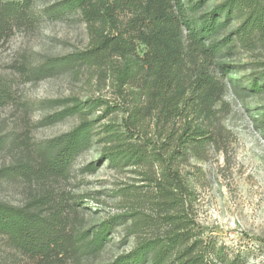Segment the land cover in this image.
Instances as JSON below:
<instances>
[{
	"label": "rangeland",
	"instance_id": "1",
	"mask_svg": "<svg viewBox=\"0 0 264 264\" xmlns=\"http://www.w3.org/2000/svg\"><path fill=\"white\" fill-rule=\"evenodd\" d=\"M13 1L26 0H0V6ZM62 1L32 0L29 15L15 20L0 35V89L8 92L6 103L0 106V204L22 208L37 200L47 202L62 215L65 231L77 240L75 247L84 233L91 235L102 224L120 217L102 252H69L63 263L111 264L140 242L163 239L171 232L169 212L156 199L163 169L153 161L118 167L105 160L96 171L91 170L90 165L98 164L104 155L106 145L101 139L106 127L128 133L127 110L137 103L147 106L148 99L144 96L137 101L139 83L121 87L111 64L65 68L47 76L34 73L49 59L90 49L92 25L82 12L63 10ZM221 1L211 0L206 11ZM135 15L129 10L118 12L122 34L134 35ZM241 21L239 16L228 32ZM97 28L109 29L100 24ZM107 34L118 36L113 29ZM138 51H144L140 44ZM116 62L121 66V60ZM222 63L232 67L228 75L218 66L211 71L225 84L226 93L213 113L200 122L213 133V140L203 149L178 157L175 164L189 192L185 198V214L191 222L189 246L196 244L195 256H203L211 264H264V88L254 91L250 87L264 74V39L253 46L238 44L232 55L216 65ZM193 66L188 59L184 68L187 80L194 74ZM73 99L103 102L89 118L97 122L93 146L76 159L66 178L37 182L18 176L14 166L40 162L49 140L81 123L78 116L55 124L47 121L62 110L53 101ZM185 126V119L167 126L158 117H148L141 133L135 135L152 143L149 152L165 159L162 149L169 133L176 136ZM48 206L43 209L47 213ZM134 210L139 215L127 218ZM182 261L174 255L167 264ZM0 264L51 263L21 252L0 233Z\"/></svg>",
	"mask_w": 264,
	"mask_h": 264
},
{
	"label": "trees",
	"instance_id": "2",
	"mask_svg": "<svg viewBox=\"0 0 264 264\" xmlns=\"http://www.w3.org/2000/svg\"><path fill=\"white\" fill-rule=\"evenodd\" d=\"M210 1L63 0L59 4L63 10L82 12L92 25L90 49L49 59L34 73L47 76L65 68L111 64L121 87L139 83L141 93L137 101L144 96L148 99L147 106L137 103L127 110L130 113L126 121L128 133L115 126L106 127L101 139L106 145L104 155L98 164L90 165L91 170L96 171L105 160L118 167L140 166L153 161L163 169L162 179L157 180L156 199L158 205L169 212L167 218L171 222V232L163 239L140 242L132 252L111 264H167L174 255H179L182 264H211L203 256H195L196 244L189 246L191 222L185 214V198L189 192L181 174L175 170V164L178 157L203 149L213 140V133L200 122L223 100L226 86L219 82L211 69L218 66L224 75H228L232 69L230 65L216 64L232 55L238 44L253 46L264 39V0H222L206 11ZM31 3L32 0L13 1L0 6V35L10 30L15 20L29 15ZM128 10L136 14L133 36L120 32L117 17L118 12ZM239 16L241 23L229 33ZM98 24L109 29L97 28ZM110 29L117 31L118 36L108 35ZM138 44L144 47L142 54L138 51ZM188 59L194 64V74L189 80L184 71ZM114 60H121V66L113 63ZM250 87L262 91L264 74L253 80ZM7 99L8 92L0 89V106ZM53 103L62 110L47 118L49 124L76 116L80 117L81 123L72 131L49 140L43 146L40 162L20 163L12 168L25 179L44 182L66 178L76 159L94 144L97 122L89 118L103 102L73 99ZM148 117H158L167 126L186 120L180 134L169 133L167 146L162 149L165 159L149 152L152 143L135 135L141 133ZM45 206H48L47 202L38 200L22 208L0 204V233L8 236L21 252L51 264H63L73 251L82 255L99 254L110 242V235L121 220L120 217L114 218L91 235L84 233L82 242L75 247L77 240L65 231L66 222L61 219L62 215L50 206L47 213L43 210ZM138 215L139 211L134 210L127 218Z\"/></svg>",
	"mask_w": 264,
	"mask_h": 264
}]
</instances>
